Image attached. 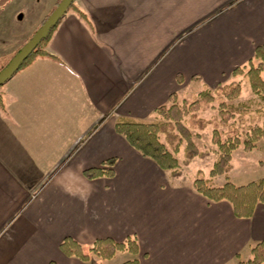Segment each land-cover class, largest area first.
<instances>
[{
  "label": "crops",
  "instance_id": "obj_1",
  "mask_svg": "<svg viewBox=\"0 0 264 264\" xmlns=\"http://www.w3.org/2000/svg\"><path fill=\"white\" fill-rule=\"evenodd\" d=\"M59 1L0 0V69ZM263 44L264 0H73L45 47L58 59L38 56L0 87V264H102L65 255L61 240L84 250L131 235L138 264L248 259L264 203L236 217L228 201L168 183L114 124L153 120L172 93L184 104L191 82L192 98L241 80L233 69ZM110 157L112 177L83 174Z\"/></svg>",
  "mask_w": 264,
  "mask_h": 264
},
{
  "label": "trees",
  "instance_id": "obj_2",
  "mask_svg": "<svg viewBox=\"0 0 264 264\" xmlns=\"http://www.w3.org/2000/svg\"><path fill=\"white\" fill-rule=\"evenodd\" d=\"M69 7H73V2ZM79 13L85 17L80 11ZM58 22L59 20L21 62L17 71L31 64L38 56L58 59L45 50ZM7 64L0 69V72ZM232 75H242L248 83L250 92L264 105V44L256 46L253 59L233 69ZM195 78L200 79L198 76ZM241 80L218 85L213 90L204 88L192 97L188 106L186 103L181 106L177 94L172 93L169 96V104L155 109L153 120L119 117L115 121L114 128L141 155L154 161L162 170L168 171L170 176L179 177L182 166L188 165L195 157L204 158L209 154L208 150H200L194 142V137H199L200 133L193 130L201 131L212 125L211 142L216 146L217 158L208 172V177L198 174L192 181V188L209 201H228L236 217L247 218L252 216L257 203H264V181L258 178L246 184L236 185L229 180L228 174L231 169L232 153L236 148L242 146L247 151L252 150L257 148V142L264 140V107L251 109L248 104L227 101L239 95ZM4 83L0 84V87ZM213 101L219 106L209 118L195 113L198 109L207 110L213 107ZM0 106H4L1 92ZM186 114L187 118L184 117ZM224 127L226 130L222 131L221 128ZM182 144L183 158L179 159L177 153L180 152ZM115 162V157L107 158L99 166L85 168L83 174L89 179L112 177ZM219 175H223L225 181L220 185H214L211 179ZM59 248L65 255L83 261H89L90 255L100 259H110L117 251H128L133 257L121 264L139 262L137 257L139 244L135 235L127 236L121 241L110 237L96 238L88 253L83 251L81 244L75 239L65 237L61 240ZM250 254L248 259H241L237 255L236 264H264V239L251 246Z\"/></svg>",
  "mask_w": 264,
  "mask_h": 264
},
{
  "label": "rangeland",
  "instance_id": "obj_3",
  "mask_svg": "<svg viewBox=\"0 0 264 264\" xmlns=\"http://www.w3.org/2000/svg\"><path fill=\"white\" fill-rule=\"evenodd\" d=\"M198 84L196 82H191L188 87V98L186 106H188L191 101V95L194 90L197 88ZM241 90L239 95L234 99H229L227 101L238 103L242 102L248 104L251 109L264 107L263 103L258 100L256 96H254L248 87V83L243 77L241 80ZM181 106L180 102H178ZM213 107L208 108L207 110L198 109L195 111L197 115L203 116L205 118H209L212 114H214L218 109V103L216 101L212 102ZM223 106V105H222ZM187 118L186 116H184ZM222 131H225L226 128H221ZM193 132H199V137H194V142L197 144L200 150H208L209 154L204 158L195 157L191 160V162L182 166V173L180 177H171L168 172L164 171V179L168 183H177L175 185L181 186H192V181L198 174L203 177H208V172L212 167V164L217 158V150L216 146L211 142V134H212V125L207 126L204 130H193ZM224 138V135H222ZM183 144L180 147V152L177 153V157L179 159L183 158ZM233 155L231 158V162L233 164V169L230 171V175L228 174L229 180L236 185L246 184L252 180H256L258 178H262L264 180V140L261 139L257 142V148L252 150H245L242 146L236 148L233 151ZM231 164V167H232ZM211 181L214 185H220L225 181V177L223 175H219L213 177ZM89 246H84V252L88 253ZM93 256V255H91ZM133 255H131L128 251H117L114 256L110 259H100L102 264H121L125 260L131 259Z\"/></svg>",
  "mask_w": 264,
  "mask_h": 264
},
{
  "label": "water",
  "instance_id": "obj_4",
  "mask_svg": "<svg viewBox=\"0 0 264 264\" xmlns=\"http://www.w3.org/2000/svg\"><path fill=\"white\" fill-rule=\"evenodd\" d=\"M73 0H60L51 13L46 17L44 22L35 31L32 37L19 49L11 61L0 72V84L4 83L11 75L17 71L21 62L37 46L44 35L53 27L56 22L65 14Z\"/></svg>",
  "mask_w": 264,
  "mask_h": 264
}]
</instances>
